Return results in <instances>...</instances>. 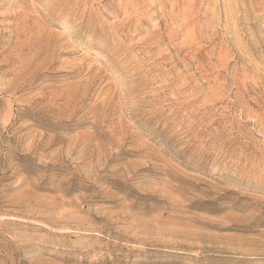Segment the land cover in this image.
Segmentation results:
<instances>
[{"label":"rangeland","instance_id":"obj_1","mask_svg":"<svg viewBox=\"0 0 264 264\" xmlns=\"http://www.w3.org/2000/svg\"><path fill=\"white\" fill-rule=\"evenodd\" d=\"M0 264H264V0H0Z\"/></svg>","mask_w":264,"mask_h":264}]
</instances>
